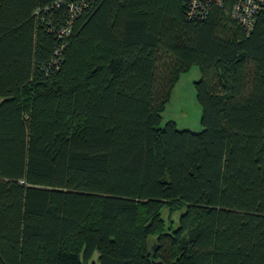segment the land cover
I'll return each mask as SVG.
<instances>
[{
  "label": "trees",
  "instance_id": "16d2710c",
  "mask_svg": "<svg viewBox=\"0 0 264 264\" xmlns=\"http://www.w3.org/2000/svg\"><path fill=\"white\" fill-rule=\"evenodd\" d=\"M56 1L0 0V264H264V4L87 0L62 36ZM192 65L202 129L161 125Z\"/></svg>",
  "mask_w": 264,
  "mask_h": 264
},
{
  "label": "rangeland",
  "instance_id": "374dc122",
  "mask_svg": "<svg viewBox=\"0 0 264 264\" xmlns=\"http://www.w3.org/2000/svg\"><path fill=\"white\" fill-rule=\"evenodd\" d=\"M199 78L200 69L197 65H192L188 71L180 74L162 112L161 125L173 121L178 129L196 132L202 129L201 106L197 100L194 85ZM181 211V209L171 211L168 206H165L161 213L167 224L176 226Z\"/></svg>",
  "mask_w": 264,
  "mask_h": 264
},
{
  "label": "built area",
  "instance_id": "2783aa9c",
  "mask_svg": "<svg viewBox=\"0 0 264 264\" xmlns=\"http://www.w3.org/2000/svg\"><path fill=\"white\" fill-rule=\"evenodd\" d=\"M87 2V0H57L55 2V5L64 4L69 9L68 26L61 29L60 34L62 36L69 34V25L72 18L87 5ZM186 2V16L188 18H202L207 15L213 5L222 6L224 0H186ZM263 4L264 0H235L231 7L230 16L234 21L242 24L249 31L254 24L255 14ZM61 49L57 48L55 50L56 56L53 59L54 64H57L59 61Z\"/></svg>",
  "mask_w": 264,
  "mask_h": 264
},
{
  "label": "water",
  "instance_id": "95a60500",
  "mask_svg": "<svg viewBox=\"0 0 264 264\" xmlns=\"http://www.w3.org/2000/svg\"><path fill=\"white\" fill-rule=\"evenodd\" d=\"M154 264H163L161 261H155Z\"/></svg>",
  "mask_w": 264,
  "mask_h": 264
}]
</instances>
